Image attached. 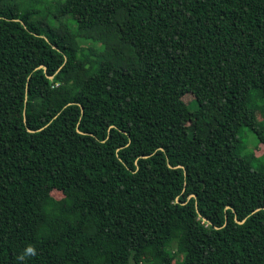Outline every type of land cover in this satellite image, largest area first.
Instances as JSON below:
<instances>
[{
  "label": "trees",
  "instance_id": "16d2710c",
  "mask_svg": "<svg viewBox=\"0 0 264 264\" xmlns=\"http://www.w3.org/2000/svg\"><path fill=\"white\" fill-rule=\"evenodd\" d=\"M255 96L264 0H0V264H264Z\"/></svg>",
  "mask_w": 264,
  "mask_h": 264
},
{
  "label": "rangeland",
  "instance_id": "374dc122",
  "mask_svg": "<svg viewBox=\"0 0 264 264\" xmlns=\"http://www.w3.org/2000/svg\"><path fill=\"white\" fill-rule=\"evenodd\" d=\"M89 45V44H87ZM185 101L187 103H190L194 98L192 95H186L184 97ZM254 103L258 105L256 115H257V120L260 122L262 125H264V101L263 99L259 97H254L253 98ZM256 132L251 130L249 127H244L240 133V138L242 141V154L243 155H251V154H256L258 157L264 154V144L260 143L258 138H257ZM55 195L57 197H60V193L56 192ZM174 252L176 253V258L174 261V264H178L183 260V254L177 252V249L174 247ZM146 262L144 264H151L150 258L146 257L145 258Z\"/></svg>",
  "mask_w": 264,
  "mask_h": 264
},
{
  "label": "water",
  "instance_id": "95a60500",
  "mask_svg": "<svg viewBox=\"0 0 264 264\" xmlns=\"http://www.w3.org/2000/svg\"><path fill=\"white\" fill-rule=\"evenodd\" d=\"M30 131H33V130H30ZM240 223H243L244 221H239Z\"/></svg>",
  "mask_w": 264,
  "mask_h": 264
}]
</instances>
